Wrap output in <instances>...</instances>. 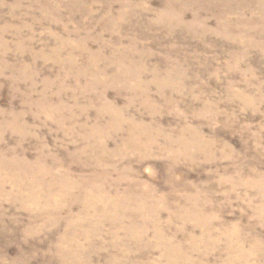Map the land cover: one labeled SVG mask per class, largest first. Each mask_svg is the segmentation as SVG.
I'll return each mask as SVG.
<instances>
[{"label": "rangeland", "instance_id": "374dc122", "mask_svg": "<svg viewBox=\"0 0 264 264\" xmlns=\"http://www.w3.org/2000/svg\"><path fill=\"white\" fill-rule=\"evenodd\" d=\"M0 264H264V0H0Z\"/></svg>", "mask_w": 264, "mask_h": 264}, {"label": "bare ground", "instance_id": "6f19581e", "mask_svg": "<svg viewBox=\"0 0 264 264\" xmlns=\"http://www.w3.org/2000/svg\"><path fill=\"white\" fill-rule=\"evenodd\" d=\"M134 141H130V145L133 146ZM153 144V141L151 142ZM140 144L139 142H137V145ZM93 198H97V203H99L100 205H102L103 208L101 209H106L107 207H111V204L113 201H106L104 200V196H106L105 194H103L101 191L99 192H93ZM98 205V204H97Z\"/></svg>", "mask_w": 264, "mask_h": 264}]
</instances>
